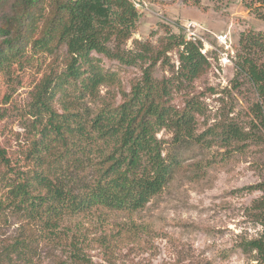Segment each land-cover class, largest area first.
<instances>
[{"label": "trees", "instance_id": "obj_1", "mask_svg": "<svg viewBox=\"0 0 264 264\" xmlns=\"http://www.w3.org/2000/svg\"><path fill=\"white\" fill-rule=\"evenodd\" d=\"M6 3L0 19V76L14 64L39 62L61 49L66 55L65 68L35 90L31 136L21 162L0 148L6 168L0 178L5 189L0 216L20 222L15 235L0 240V264H43L40 244L62 247L70 264H96L89 256L93 247L116 252L121 246V221L115 215H129L126 224L134 226L131 216L182 170L186 149L246 150L251 145L253 136L232 120L199 131L205 114L199 98L178 107L170 78L153 77L160 54L130 91L121 88L118 70L106 67L104 58L129 66L153 57L138 39L134 49L127 48L138 30L135 0H0ZM263 4L246 2L260 17ZM167 33L163 54L178 48L179 76L193 81L203 75L210 62L202 42ZM261 53L264 33H243L233 57L234 80L245 75L264 101ZM104 85H117L120 100L117 93L103 97ZM161 130L173 134L169 142L158 137ZM255 209L264 226V195ZM243 248L255 253V264H264V229Z\"/></svg>", "mask_w": 264, "mask_h": 264}, {"label": "rangeland", "instance_id": "obj_2", "mask_svg": "<svg viewBox=\"0 0 264 264\" xmlns=\"http://www.w3.org/2000/svg\"><path fill=\"white\" fill-rule=\"evenodd\" d=\"M140 18L134 39L150 48L151 59L136 65L120 66L104 58L106 67L118 70L121 88L130 91L141 81L144 69L152 66L157 81L170 78L173 103L183 107L186 100L199 98L204 116L198 129L214 123L236 122L252 137L245 150L198 146L185 150L183 167L175 178L131 217L117 214L121 221V246L110 252L96 246L89 256L96 264H255L254 252L243 243L259 237L264 226L255 215V203L264 195V101L253 83L237 73V58L224 64L215 49L208 51L210 66L191 81L178 74V48L163 54L167 32L185 33V24L203 26L202 36L212 42L218 32H228L235 50L241 35L264 33V16L247 7V0H135ZM9 4H0V19ZM264 14V4L260 7ZM216 46V44H215ZM140 47V46H138ZM65 50L44 56L39 62L14 64L0 76V148L13 162L21 156L31 136V104L38 86L49 75L65 68ZM235 57V55L233 56ZM264 58V53H261ZM103 97L116 94L117 85H104ZM91 103L89 102V106ZM173 134L161 130L158 137L167 142ZM0 162V178L5 172ZM5 189L0 183V194ZM20 222L0 216V240L16 234ZM43 264H70L62 247L40 244ZM1 250V247H0Z\"/></svg>", "mask_w": 264, "mask_h": 264}, {"label": "built area", "instance_id": "obj_3", "mask_svg": "<svg viewBox=\"0 0 264 264\" xmlns=\"http://www.w3.org/2000/svg\"><path fill=\"white\" fill-rule=\"evenodd\" d=\"M186 39L192 42H202L201 51L203 54L208 55L210 49H215L219 52V58L224 64L232 62L234 56V48L231 36L228 32H218L213 36L214 43L208 41L202 36L203 26L195 21H189L185 24ZM216 44V46H215Z\"/></svg>", "mask_w": 264, "mask_h": 264}]
</instances>
